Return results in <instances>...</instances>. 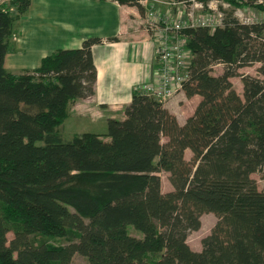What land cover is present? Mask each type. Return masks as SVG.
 <instances>
[{"label": "trees", "instance_id": "16d2710c", "mask_svg": "<svg viewBox=\"0 0 264 264\" xmlns=\"http://www.w3.org/2000/svg\"><path fill=\"white\" fill-rule=\"evenodd\" d=\"M112 1L145 14L140 0ZM30 4L0 3V264H71L76 254L88 264H264V188L252 177L264 173V22L229 13L214 29L184 31L193 57L183 92L201 96L184 124L135 90L104 134L67 140L59 128L71 102L94 94L92 48L103 39L13 74L9 38ZM257 62L260 77L239 73ZM218 63L224 71L213 75ZM240 75L242 96L231 81ZM163 171L173 187L165 193ZM204 213L217 222L195 251L187 238Z\"/></svg>", "mask_w": 264, "mask_h": 264}, {"label": "crops", "instance_id": "0c3cea01", "mask_svg": "<svg viewBox=\"0 0 264 264\" xmlns=\"http://www.w3.org/2000/svg\"><path fill=\"white\" fill-rule=\"evenodd\" d=\"M156 5L164 13L171 11ZM145 20L146 13L141 15L137 7L112 0H31L13 27L4 66L13 74L32 71L43 58L60 49L80 48L88 38H102L103 42L92 48L97 71L94 94L70 103L69 115L60 129L67 124L71 133L66 137L59 131L67 140L85 132L104 134L108 118L124 119L136 87L152 82L155 75L158 34ZM182 99L193 105L186 116L178 108ZM200 100L199 95L188 98L181 91L164 105L184 124ZM184 106L182 103L181 108ZM98 126L100 131L94 129Z\"/></svg>", "mask_w": 264, "mask_h": 264}, {"label": "built area", "instance_id": "2783aa9c", "mask_svg": "<svg viewBox=\"0 0 264 264\" xmlns=\"http://www.w3.org/2000/svg\"><path fill=\"white\" fill-rule=\"evenodd\" d=\"M156 1L140 0L146 8L149 28L158 35L155 46V75L152 82L138 85L136 90L166 103L183 91V84L190 76L193 54L188 48V37L184 31L196 26L215 28L222 25L224 18L221 13L196 15L193 10H183L181 7L186 3L185 0L167 2L177 6V12L164 13L158 8ZM198 5L203 7L202 4H196ZM237 15L241 20L237 19L242 23H257L241 13Z\"/></svg>", "mask_w": 264, "mask_h": 264}, {"label": "rangeland", "instance_id": "374dc122", "mask_svg": "<svg viewBox=\"0 0 264 264\" xmlns=\"http://www.w3.org/2000/svg\"><path fill=\"white\" fill-rule=\"evenodd\" d=\"M6 1L2 0L1 2ZM171 0H157L156 4L160 5H165L168 8L172 9L171 11L177 12V6H172L170 4H167ZM0 2V3H1ZM185 4H183V7L181 9L190 11L193 10L196 15L199 14H204V15H216L221 13L223 18L227 14H232L234 17L238 18L241 20L240 17H238V13L243 14L244 17L251 18L253 22H264V10L260 9L257 7V5H262L264 8V0H236L235 3L231 2V0H185ZM196 4H202L203 7H200L199 5L196 6ZM173 7V8H172ZM145 15V14H144ZM145 19V18H144ZM145 24L147 26L146 20ZM214 29V28H211ZM13 49H11V52ZM260 67V63H254L252 65L245 66L241 69H239V73L242 75H251L254 77H260L261 75L258 72V68ZM224 64L218 63L213 66L212 69V74L213 75H220L224 71ZM240 76H235L231 78V81L234 85V88L236 91L242 96L243 95V83L242 79ZM175 95L173 99L176 97ZM172 100V99H171ZM183 101V102H182ZM180 102V110L182 113V116H186L188 113H191L192 111V104L190 101H187L185 99H182ZM167 103V102H166ZM182 103H184V107L181 108ZM179 106V105H178ZM174 114V113H173ZM175 115V114H174ZM176 116V115H175ZM191 116V115H190ZM61 128V126H60ZM59 128V129H60ZM91 129V128H90ZM97 131L101 130V127L98 126L97 128H94ZM61 130V129H60ZM62 132L64 131V134L66 137H68V133H71V130L68 128L67 124L63 127L61 130ZM38 144H43L42 141L38 142ZM193 154L191 150L185 151V158L187 160H190L192 158ZM161 177V189L162 191L168 192L173 189L170 181H169V173L168 172H161L160 174ZM252 177L256 180L259 189L264 188V173L263 172H256L252 174ZM217 222V218L213 213H204L201 216V227L197 231H192L189 233V236L187 238V242L189 246L195 250V251H200L202 249V239L210 234L212 228ZM129 231L133 235H139L141 236L142 234L138 231H136L132 226L128 227ZM13 238V231H10L8 233V239L11 240ZM43 238V237H41ZM40 239V238H39ZM47 241L53 245H63L66 244V240L63 238H47ZM71 264H88L87 260L85 257L76 254L73 259Z\"/></svg>", "mask_w": 264, "mask_h": 264}, {"label": "water", "instance_id": "95a60500", "mask_svg": "<svg viewBox=\"0 0 264 264\" xmlns=\"http://www.w3.org/2000/svg\"><path fill=\"white\" fill-rule=\"evenodd\" d=\"M2 0H0V2H1Z\"/></svg>", "mask_w": 264, "mask_h": 264}]
</instances>
